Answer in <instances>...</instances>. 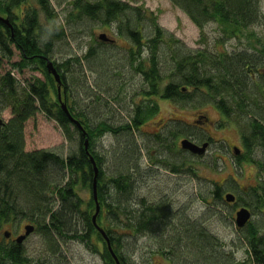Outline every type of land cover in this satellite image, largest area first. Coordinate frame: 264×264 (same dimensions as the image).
<instances>
[{
    "label": "trees",
    "instance_id": "16d2710c",
    "mask_svg": "<svg viewBox=\"0 0 264 264\" xmlns=\"http://www.w3.org/2000/svg\"><path fill=\"white\" fill-rule=\"evenodd\" d=\"M170 1L201 29L215 22L224 37L214 43L205 42L198 48L187 46L160 24L158 12L144 2L0 0V68L2 59L11 58L17 50L20 59L13 62L14 66L38 68L46 78L35 77L23 86L10 69L0 74V264H71L62 253L64 242L68 240H77L99 253L100 264H136L142 238H147L150 258L160 255L169 264H229L230 261L264 264V227L250 220L258 210L264 211V178L260 177L248 190L241 187L232 191L236 189L232 180L227 186L228 191L237 195L239 205L252 211L249 221L238 226L243 231L241 238L246 249L241 259L233 248L228 250L221 243L201 218L186 215L184 208H173L168 199L150 200L139 193V188L147 182L137 162L140 150L133 141L146 115L140 105L138 111H130L125 120L123 110H120L123 116H116L107 99L120 105L125 103L120 96L128 94L132 89L131 81L136 79L126 80L123 76L129 64L144 67L145 61L139 57L141 51L142 57L147 58L143 74L148 86L138 94L148 96L147 116L157 111L158 95L185 107L214 104L220 113L218 126L234 123L241 130L242 147L238 146L240 153H235L239 165L251 162L264 176V157L254 155L257 148L264 151V32L259 34L256 30L264 27L261 0ZM62 3L67 4L70 19L99 23L116 34L111 36L106 32L108 40L98 36L96 45L88 46L81 57H73L87 60L100 71L96 80H87L91 83L89 91L84 89L88 94L80 92L88 98L87 102L80 101L77 77L73 80L68 77L72 57L61 60L55 57L56 42L67 37V28L55 6ZM5 16L7 23L1 19ZM80 32L86 30L82 27ZM117 38L126 40L125 55L114 52L109 59L108 51H104L107 59L93 60L98 49L107 44L115 45ZM231 38L243 43L227 45ZM49 60L61 76L60 90L63 89L67 97L63 101L81 126L71 121L61 107L59 83L48 71ZM90 68L93 67L90 65ZM100 76L104 78L102 81ZM8 106L11 116L2 119L1 112ZM38 111L57 119L67 138L75 135L74 149L64 154L50 148H26L25 124ZM108 115L109 118L116 116L118 122L109 121ZM198 117V124L171 117L163 129L148 133L153 136V143L148 145L150 164L164 166L171 172L183 170L198 175L203 167L217 170L219 149L200 155L179 147L178 140L181 143L185 137L198 143L208 141V146L214 143L219 148L224 147V139L214 140L198 133L200 123L208 116L200 111ZM107 133L115 136L122 133L121 138L124 136L126 140L122 147L114 149L112 160L96 146L98 139ZM91 156L98 166L100 211L96 222L105 230L118 262L109 248L107 236L92 218L96 200ZM224 183L214 180L210 191L200 193L206 201L212 198L208 206L211 203L216 207L217 200L223 198ZM87 191L89 197L82 194ZM24 220L35 227L30 234L38 231L48 246L38 255L29 254L24 247L30 234L21 242L8 241L6 232L10 231H2L5 224L18 225Z\"/></svg>",
    "mask_w": 264,
    "mask_h": 264
},
{
    "label": "rangeland",
    "instance_id": "374dc122",
    "mask_svg": "<svg viewBox=\"0 0 264 264\" xmlns=\"http://www.w3.org/2000/svg\"><path fill=\"white\" fill-rule=\"evenodd\" d=\"M132 3H145L146 6L150 7L154 11L158 12L160 24L175 33L187 46L198 48L205 42L214 43L219 41V38L224 37L222 31L215 24L211 22L206 24L202 29L196 25L191 18L178 6L174 5L170 0H131ZM56 10L60 13V19L64 21L67 28V37L58 40L55 45V57L58 60L66 57H72L70 70L67 72L69 79L76 76L77 81L80 82L79 97L80 101H88V98L81 96L80 92L84 95L88 94L90 84L87 80L97 78L100 71L94 69V65L87 63V60H75L73 57L79 55L81 57L88 46L91 44L96 45L95 38L101 32H107L111 36H115L110 29L102 24H94L91 21L73 20L69 18V11L67 4L62 3L60 6L55 4ZM261 8L264 13V0H261ZM6 17V16H5ZM7 18V17H6ZM264 19V18H263ZM7 23V22H6ZM257 26V25H256ZM85 29L86 32H80V29ZM258 27V26H257ZM258 33L264 32V27L259 26L256 28ZM230 42V43H228ZM227 45L242 44L238 38L228 39ZM127 46L126 40L117 38L115 45H106L103 49L100 48L97 51L96 56L93 57L94 61L101 59H107V55L104 51H108L109 59L110 54L117 52L120 56L125 55L127 50L124 48ZM101 47V46H98ZM20 59L19 52L14 51L11 58L2 59L0 68V74L5 70H11L21 85L30 83L35 77L46 79L44 74L38 68L32 66L24 67L22 69L14 66V61ZM92 61V60H90ZM13 63V64H12ZM90 65L93 67L92 70ZM87 69V70H86ZM74 70V71H73ZM95 71V72H93ZM79 77V78H78ZM100 81H102L100 76ZM139 81V80H138ZM58 82V81H57ZM86 91H85V90ZM62 100L66 99L63 89H59ZM56 97V95L52 92ZM87 96V95H86ZM59 97V96H58ZM110 103V108L114 114L123 116L128 114V111L120 106L118 102L113 99H107ZM193 102V101H192ZM148 105V103H147ZM190 105V106H189ZM188 106H181L173 103L168 99H160V105L157 111L151 114L144 125V134L137 130L133 143L138 146L140 154L138 155L137 162L139 163V169L145 173L147 184H144L139 188V193L148 196L150 200H156L159 198L168 199L176 209H183L186 215L193 218L199 217L203 224H206L210 230L214 231L221 243L229 250L233 248L238 258H243L246 255L245 243L241 236L243 231L235 223L236 213L233 211L232 206L227 203L224 199V193L229 190L227 186L231 183L230 180L236 185V189L245 187L246 190L250 186L257 184L260 177L264 178L258 171L255 164L251 162H244L243 165H239L234 152V145L242 147L241 144V130L237 128L234 123H229L224 126H218L220 113L219 110L212 103L199 104L197 107L194 104ZM123 110V114L120 112ZM200 111H204L208 119L203 120L200 123V129H197L199 134L211 136L212 139H224L225 144L223 148H219L217 144H211L207 146L206 153L215 152L219 149V157L217 170L209 167H203L197 173L191 172H170L165 169L164 166H155L154 163L150 164L148 155V145L153 143L151 140L153 136L148 133L157 132L165 125L169 118H180L191 124H198L196 119H199ZM11 116V107L8 106L1 112L2 119H8ZM115 116V117H116ZM109 117V115H108ZM126 116H123V119ZM179 122V121H178ZM243 127V124H242ZM120 135L107 133L102 138H99L96 146L98 150H103L108 155L107 159L112 160L114 155V149L119 146L122 147L126 143L125 137ZM137 139V140H136ZM75 135L74 137L67 138L62 130L58 120L48 116L43 111H38L34 117L29 118L25 124V141L27 149L35 148H50L56 152L66 153L75 147ZM155 145V144H154ZM182 146L179 141V147ZM108 150V152H106ZM155 154V150H152ZM205 154V153H203ZM200 154V155H203ZM254 155L257 158L264 157V151L261 148H257L254 151ZM158 165H161L160 163ZM225 182V191L223 198L217 200L216 207H212V204L208 201H212V198H208L207 201L202 198L200 193H205L212 189V181ZM86 197L90 196V192H82ZM250 220H254L264 227V211L258 210L255 212ZM28 220L22 222V227L28 224ZM247 226V225H246ZM19 231L18 227H14ZM10 229L9 224H5L2 231ZM245 229V228H244ZM243 229V230H244ZM141 247L136 252L137 261L136 264H169L160 255L149 256L147 248V238H142L139 242ZM24 247L27 249L29 254L38 255L41 250L48 246L43 240L42 235L37 231L30 234L24 241ZM63 255L68 256L71 264H100L101 257L99 253L89 250L85 244L78 242L77 240H68L64 242V248L62 249ZM229 264H235L234 261H230Z\"/></svg>",
    "mask_w": 264,
    "mask_h": 264
},
{
    "label": "water",
    "instance_id": "95a60500",
    "mask_svg": "<svg viewBox=\"0 0 264 264\" xmlns=\"http://www.w3.org/2000/svg\"><path fill=\"white\" fill-rule=\"evenodd\" d=\"M1 19H3L5 22H7V18L5 17H1ZM99 37L103 40H108L110 39V37L106 34V32H101L99 34ZM47 68H48V71L53 73L55 79L58 81L59 83V89H60V83H61V76L59 74V72L57 71L54 63L49 60L47 62ZM59 98L61 100V107L63 108V110L67 113L68 117L70 118L71 121L75 122L78 126H81V123L78 119H76L70 112L68 106H67V103L65 101H63L61 99V94H60V91H59ZM208 141H205L203 143H198L196 141H194L193 139L189 138V137H185V138H182L181 139V145L183 148L185 149H188L190 150L191 152L193 153H198V154H203L206 149H207V146H208ZM88 145V141L86 140L85 142V146L87 147ZM234 151L235 153H240V149L238 146H234ZM91 161L93 162L94 164V171H95V177H94V183H93V194H94V198L96 200V212L93 214L92 218H93V221L95 223V225L98 227V229L105 235L107 236L105 230H103L96 222V218H97V215L100 211V204L98 202V195H97V174H98V166L96 165V162L94 160V158L91 156L90 157ZM235 194L231 191H228L225 193V198L227 201H233L235 200ZM252 216V211L246 207V206H241L237 211H236V217H235V222L237 224V226L239 227H242L244 226L248 221L249 219L251 218ZM34 225L33 224H26L25 225V233L23 234H20L16 239L18 242H21L24 238H26V236L28 234H30L33 230H34ZM7 235L9 234V232H6ZM107 238V241H108V244H109V248L113 254V256L117 259V256L115 255V252L113 251L112 247H111V244H110V241H109V238L108 236L106 237ZM119 260L117 259V262ZM119 264V262H118Z\"/></svg>",
    "mask_w": 264,
    "mask_h": 264
},
{
    "label": "flooded vegetation",
    "instance_id": "af4514ba",
    "mask_svg": "<svg viewBox=\"0 0 264 264\" xmlns=\"http://www.w3.org/2000/svg\"><path fill=\"white\" fill-rule=\"evenodd\" d=\"M142 55H143V52L142 51L139 52V57L142 58L143 62L145 61L144 67L138 66V65L133 66L132 64H129L128 68L126 70L127 73H125V75L123 76L126 80L133 79L132 77H134L136 79V81H134V80L131 81L130 85L132 86V89L128 92V94L123 93V95L120 96L122 99L125 100V103L123 105H120V106L121 107L122 106L128 107L129 108V112L132 111V110L133 111H138L140 105L142 106L141 107L142 112L146 116H145V119L142 120L139 123L138 130L144 134V132H145L144 131L145 130L144 129V125H146V122H147V119H148V116H147V113H148L147 98H148V96L147 95H143V94H138V91H142V89H146L147 86H148V81L146 80V76L143 74V72H145V70H146V66H147L146 60H147V58H143ZM129 71H130V73H129ZM133 73H135V74H133ZM160 99H161L160 95H158V98H157L158 108H159V105H160ZM124 116H127V114H124ZM104 118L106 119V117H104ZM108 119L111 122H113V121L114 122H118L117 118L114 117V116L112 118L108 117ZM178 141H180V139ZM172 173H174V171H172ZM227 203L232 206V209H233V211H235V213L242 206V205H239V200H237V195H236V200L227 201ZM29 223H31V222H29ZM9 226H10V229H8V230L10 232L6 236V240H8V241H17L16 238L20 234L25 233V226L22 227V223H20L18 225H16L15 223L12 225V223H10ZM14 227H18L20 233L19 232L17 233V231H16V229Z\"/></svg>",
    "mask_w": 264,
    "mask_h": 264
},
{
    "label": "bare ground",
    "instance_id": "6f19581e",
    "mask_svg": "<svg viewBox=\"0 0 264 264\" xmlns=\"http://www.w3.org/2000/svg\"><path fill=\"white\" fill-rule=\"evenodd\" d=\"M161 99H168V100H170L169 98H165V97H163V98H161Z\"/></svg>",
    "mask_w": 264,
    "mask_h": 264
}]
</instances>
